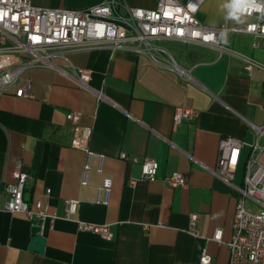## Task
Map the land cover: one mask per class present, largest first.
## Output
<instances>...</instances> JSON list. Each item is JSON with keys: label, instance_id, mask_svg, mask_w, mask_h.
<instances>
[{"label": "crops", "instance_id": "1", "mask_svg": "<svg viewBox=\"0 0 264 264\" xmlns=\"http://www.w3.org/2000/svg\"><path fill=\"white\" fill-rule=\"evenodd\" d=\"M105 0H30L43 8H84ZM154 8L158 0H117ZM184 2L185 0H179ZM229 0H203L196 17L205 25H241L250 17L228 12ZM119 11L124 12L119 7ZM220 46L179 40L163 41L176 62L192 76L186 79L154 63L145 54L107 47L65 53L78 68H89L88 86H79L64 72L31 67L29 97L15 87L0 93V178L13 181L17 162L28 173L23 197L31 209L48 204L41 234L43 252L30 250L31 220L24 212H8L0 197V264H200L206 251L212 264H227L228 243L242 185L249 146L243 145L229 185L215 176L219 140L231 135L249 143L251 125L264 123V39L250 33L227 32ZM14 60V56H9ZM257 63L244 68L246 59ZM66 72V73H65ZM198 109L191 121L174 124L177 105ZM69 111L80 113L90 128L92 152L85 183L87 154L71 147ZM124 151L137 161L122 159ZM153 158V179H144L141 161ZM264 165V151L258 157ZM181 172L186 184L170 186L165 177ZM111 180L107 204L99 187ZM133 180V182H130ZM66 199H78L77 210L65 217ZM197 214L194 229L189 219ZM77 220L107 224L110 239L78 229ZM221 228L220 241L212 239Z\"/></svg>", "mask_w": 264, "mask_h": 264}, {"label": "built area", "instance_id": "2", "mask_svg": "<svg viewBox=\"0 0 264 264\" xmlns=\"http://www.w3.org/2000/svg\"><path fill=\"white\" fill-rule=\"evenodd\" d=\"M203 0H158L154 8L131 6L117 0H105L84 8H43L33 5L30 0H0V93L14 86L15 95L29 97L31 80L23 77V72L31 67H44L64 72L58 61L65 62L67 74L79 86L90 90L97 99L102 98L99 90L91 89L88 80L89 68L73 66L65 56L67 51L107 47L113 51L125 50L145 54L157 65L191 79L190 72L182 68L170 50L160 44L167 40H179L210 47L220 46V37L227 32L250 33L264 39V0H229L228 12L251 18L245 24L210 27L203 24L196 12ZM119 7L124 12L119 11ZM9 56H14L11 60ZM257 63L246 59L244 68L251 70ZM66 73V72H65ZM198 115V109L183 103L175 106L173 121H191ZM66 118L71 124L70 146L82 149L87 154L82 183L92 152L88 149L90 128L80 124V113L69 111ZM253 139L246 143L231 136L219 140L216 165L212 169L215 176L229 185L238 164L243 145L249 146L246 157L242 185L236 187V205L232 224V236L228 243L227 264H264V165L258 160L264 151V123L251 125ZM119 157L128 159L121 151ZM130 161L138 160L136 156ZM158 163L153 158L141 161L144 179H153ZM13 181L2 187L0 197L5 196L3 208L8 212H24L31 220H36L40 229L47 218L48 204L37 201L31 209L23 197V189L28 173L17 162L11 173ZM170 186H184L185 177L181 172H172L165 177ZM133 182V180H130ZM111 180L106 177L99 187V202L108 203ZM78 199H66L65 217L73 214L78 207ZM197 214L189 219L190 229H194ZM78 229L96 233L110 239L112 233L107 224H96L77 220ZM222 230L215 228L212 239L220 241ZM200 264H212L211 256L202 251Z\"/></svg>", "mask_w": 264, "mask_h": 264}, {"label": "water", "instance_id": "3", "mask_svg": "<svg viewBox=\"0 0 264 264\" xmlns=\"http://www.w3.org/2000/svg\"><path fill=\"white\" fill-rule=\"evenodd\" d=\"M32 237L28 248L33 251L43 252V247L45 243V237L40 232V227L38 225H33L31 227Z\"/></svg>", "mask_w": 264, "mask_h": 264}, {"label": "rangeland", "instance_id": "4", "mask_svg": "<svg viewBox=\"0 0 264 264\" xmlns=\"http://www.w3.org/2000/svg\"><path fill=\"white\" fill-rule=\"evenodd\" d=\"M160 44H163V42H160Z\"/></svg>", "mask_w": 264, "mask_h": 264}]
</instances>
